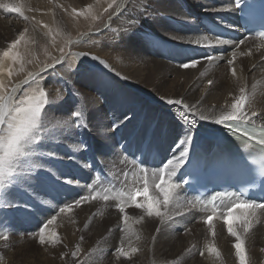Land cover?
<instances>
[{"label": "bare ground", "instance_id": "bare-ground-1", "mask_svg": "<svg viewBox=\"0 0 264 264\" xmlns=\"http://www.w3.org/2000/svg\"><path fill=\"white\" fill-rule=\"evenodd\" d=\"M0 1L7 4L10 3L11 5L20 6L21 12L23 13L22 17H27V19H25L28 25L27 28H31V30H33V34L41 33L40 25H38V22L41 19L47 22L51 20V18H53V24H51L54 28H56V24L60 23V17L63 16L64 11L68 12V8L66 9V7H63L62 4H60V0H53V6L50 10L45 9V5L43 7L42 5L40 7V5L38 4L32 6L31 3L34 2L33 0ZM38 1L40 3L45 2L44 0ZM81 1L78 0L79 5H81ZM117 2L120 3V6L117 10L119 13H115L116 15L111 19L110 24L114 23L115 20L121 21L114 30L118 39V41L115 42L118 43L119 47H115L116 44L113 43L114 41L112 42L114 44L112 47H108L105 43L95 48V51L98 54L95 55L104 62V66L107 67L106 69L111 70L115 74L119 73L120 78H122L128 85H130L131 88H135L142 92V95L135 92L134 89L132 90L131 88H127L123 83L114 80L107 74H104L103 72H96L94 69H91V71L98 73L99 79L102 77L103 82L107 85L104 86L105 95H103V98L107 97L116 105L115 107L106 106L105 108H94L92 104H84L83 108L78 107V111L81 112H84L85 110L87 112H91L94 108V113H90L92 115H89L88 119L84 120V122L86 123H88L89 120L91 124H94V127L96 129H93V135L95 137L90 136L89 141L87 140L88 143L86 150L88 153L92 151L98 153L99 155L96 156L95 153H89V160L88 162H85V156H83L82 153V159H80L77 151L74 152V150L70 156L68 151L65 152L64 150H62V152L67 157L72 159V164L70 166L76 167V174H72L70 172V175L72 177H74L75 175L84 177L85 168L86 170H88V168H92L104 174L103 170L110 165L119 162L120 164L128 163L129 160L120 154V148H118L119 146L125 148V150L128 151H130L132 148L138 147V152H140L141 149L145 146H149L150 148V146L153 144L155 149L160 150L163 157L162 161L167 158L168 160L171 159L179 163L181 152L183 151L184 147L187 146L190 152L191 149L196 145L206 147L215 144L217 142L218 131L220 130L221 126L215 124L214 120L220 117L222 114L232 111L231 105L236 101V97L234 99L230 96H219L217 94L218 92L216 94H213V91L217 89L219 81L222 78L221 67L218 66L217 63L222 58H226L227 56L228 59L230 58L229 60L233 61L231 65L227 63V70L232 74L230 76L232 82L238 83L242 81L244 86L245 83L248 84L247 86H245L248 89H257V92L255 93L256 99L252 98L251 100H249L246 98V100H249L251 103L244 105V111L249 116V122L257 125H264V43L255 38H245L243 40H240V45L237 49H232V46L234 45L232 43L233 40L221 39L228 41V43L216 44L215 41L219 38L213 35H208L204 28V25L202 24V20L204 18H209L215 22H218L220 25L233 26L234 21H230L229 16L232 14V19L237 15V10L235 9V0H212L211 3L205 4L206 7L204 6L203 8L193 12L192 17L194 19L191 18V20L196 25L197 29L194 25L193 27L195 29L192 28L191 23L187 21L188 18H186V16H191L186 13V11H188V8L184 9L183 2L181 0H118ZM199 2V0H196L195 5ZM109 4L112 5V2H109ZM15 16H18V13L12 12L11 18H9V20L2 21V24H5L6 26L5 29H7V32L14 30L13 24L15 21L13 20ZM150 16L152 17L154 22H149ZM195 18H197V20H195ZM161 20L165 21L164 23L166 25L161 23ZM183 23L191 27L192 33H189L186 30H181L180 27ZM44 28L46 29L45 26ZM33 34L31 36H34ZM132 34H136V36H130ZM113 35L114 34H112L111 36ZM25 46L29 48V43L25 44ZM215 46H219V52L213 54V59L210 62L203 57L206 55V50L202 48H208L207 51L210 52ZM260 54H263L261 58H259ZM193 60L198 62L195 67L183 68L180 66L184 63L191 64ZM208 66V70L213 69V72L210 75L208 74L207 76H203V73H206ZM254 67H256L255 70L262 68L260 71L258 70L259 72L257 76H254L253 74ZM232 69L235 70V75H233ZM57 77L58 76L54 77L56 78V80L54 79L55 81L58 80ZM70 77L71 75L69 74V78ZM210 80L212 81L211 85H209L208 83V81ZM222 81L224 82V80ZM103 82L101 80L102 85ZM112 84H115V86H112ZM17 87V84H14L12 88L9 87L10 91H8L5 96H8L10 93L14 95V93H12V89L15 88L16 90ZM110 87H114L112 91H110ZM210 94H212V98ZM97 95H99V97L102 96L101 94ZM161 96L165 97L166 99H181L183 103L180 106H170L167 105L164 100L160 99ZM206 97L210 98V102L207 104L204 102ZM150 99H153L154 102ZM160 103L163 105V107H161L162 105H159ZM185 105H187L188 108H185ZM166 109L178 112V119L180 118L183 121L187 120L188 125H184L185 123H172L171 117L173 115L168 119L167 122H162L159 119V122L156 124L158 114L157 112L160 110V112H162L161 116H164L168 114L165 111L170 112ZM135 112H138L140 116H142L140 118V122L142 120V125L138 128L139 131L137 135H135L134 137H132L131 135V137L128 136L129 138H127V131L133 124L132 115L135 114ZM253 112L257 114L255 117L252 116ZM101 113H105L107 120H105L104 118L98 120V118L101 117ZM200 114L210 117V119L200 120ZM120 115L131 116V119H128L126 123L123 124L122 122L118 121L121 117ZM108 117H111L110 120L108 119ZM71 120L73 122H78L77 119L72 118ZM193 121L195 122L194 124L192 123ZM84 125L82 123H80V126L78 125L79 128H76L74 130L75 135H78L84 131ZM113 125H118V129L120 130H113V137H115L114 135L116 133H120L121 138L123 139V142L120 143L119 146H116L117 140L110 137L111 134L107 133V130H104L103 128L105 126L113 128ZM155 125H157V127L160 126V132L162 133L158 134L156 132V136L158 135L160 137L157 136L156 140H153L149 135H151L152 127ZM148 126L149 128H151V133H149V130H147L149 129L147 128ZM188 126L192 127L191 132L189 133H187ZM101 130H103L104 136L101 135ZM110 131H112V129H110ZM167 131L170 132L169 135ZM186 133L188 135H191L192 142L190 144H188L187 142L185 144H180V140L185 137ZM105 136L107 137V139L104 138ZM74 137L75 136L71 135L66 139L68 140L70 138L72 140L74 139ZM89 143L91 144V148L88 147ZM172 144H175L176 146L175 150L174 148H171V151L174 150V152L170 153V151H168V148H170ZM84 145L85 144H83V147ZM41 150V153L39 152L40 160L36 165V169L39 174L54 170V162L57 161L60 156H62L61 150H58L56 147H54L52 145V141H50L48 149L50 153L48 160H44L43 158L46 152L44 148ZM178 150L179 152H177ZM57 155H59V157H57ZM75 162L77 163V166ZM120 164L116 168L117 170L118 168H121L120 170H118V173L115 174L114 172H111V175L109 174V176H112L116 179V186L119 185V187L122 186L123 188H114L113 190L106 189V186L103 185L104 181L96 178L93 171H91L88 172L86 178H82L84 186L78 187V185H72L71 188H66L69 190L64 191V193L66 194L65 199H71L72 201L74 200V197L80 195L81 196L79 197V199L82 197L90 198V194L93 193L94 190H98L103 194L106 193L104 194L108 196L106 203L110 207H114L115 204L128 202V197H132V194L135 193L137 189H139V193L136 196L135 203H139L142 201L145 202L148 197H154L158 201L152 215L149 216L148 210L147 208H145V212L140 213V216L137 217L139 218V221L136 223L135 220L131 218L129 219L126 216H121V219L118 218L115 221V225L112 226L113 228L111 231L109 230L107 231V233L98 236L96 235L97 241L94 244H89L86 242H84L86 243L84 244V240H82L81 238L71 243V245L65 244L66 242L64 243L58 240V237L55 235V233H53L51 228L49 229L48 224L47 229H49V231L51 230L52 232L45 231L43 233L45 237L44 244H50L52 245V247H55L56 242L60 241L59 248L61 250L59 253H64L66 257L63 264H164L162 263L161 256H163L166 251L170 249V244L172 243L171 238L175 236L176 229L184 225L190 228V222H192L196 218V216L201 215L203 212L212 211L217 206H220L221 210H224L228 207H231L232 205V203L230 202L216 204L211 208H202V206L194 202V200L189 195H185L183 193V189L180 187L178 182L179 178L177 172L180 168L179 167L176 169V174L173 176V180L167 181V183L165 184V187H168V184H172L175 186L174 188H169L171 199L168 206L165 207L162 203L163 194L160 192L159 188H153L149 186V184H154L157 187V184L160 182V180L157 179L155 182L152 181L155 180L154 178H159V170L155 171L149 168L146 169V171L143 173V171L139 172L136 168H134L136 176L132 178L129 176V174H126L124 172L122 167H119ZM160 164H155L154 166H159ZM45 167L46 171L43 170V168ZM57 173L61 176L60 172L57 171ZM112 173H114V175H112ZM153 173H155V176L153 175ZM145 174L147 175L148 179L147 185H145L144 183ZM137 175H140V178H138ZM144 187L148 188V192L146 194L143 191ZM91 197L95 196H92L91 194ZM98 197L100 196L98 195ZM7 199L8 201L10 200L12 202L23 204L22 201H19L16 197H12L10 194L7 196ZM20 199L24 200L22 197H20ZM12 205H14L13 208H15L16 203H12ZM261 210L264 209H259L258 211L260 212ZM157 211H159V215L156 214ZM259 212L257 213L258 215H260ZM34 213L37 214L38 211H35ZM103 213L107 214L104 205L99 206L98 208L96 207L93 211L84 214V230L92 231L94 233L93 235L98 232H103L101 225H99L97 222L99 220L107 221V218ZM96 214L97 216H95ZM125 217L128 222L122 221V219H125ZM256 218H258V216ZM37 220L34 221V224ZM182 221L183 224L180 225L179 222ZM252 221H254V219ZM154 223L158 225L157 228L161 223L163 226L162 229H165L166 231H168V233L165 232L166 234H162L155 244L150 245V239H148L142 232V228L145 229L149 234H151V225ZM259 225L260 224H258V226ZM67 227L68 226H66V228ZM121 228L123 230L126 228H130V230L124 234L122 233L123 235L120 232V235H118L117 230ZM223 228L220 230L222 231ZM104 229L108 230L107 228ZM263 229L264 227H262V230ZM77 231L79 232V230ZM252 231L253 230L251 229V232ZM3 232L1 231L0 234L3 235ZM254 233L255 232L253 231V234ZM209 234L205 235L206 238H212L210 237L212 235ZM256 235L254 237H246L247 242L245 243H247V246H251L255 242H258L259 245H264V238H257ZM87 237L88 240L90 237ZM214 238L215 237L213 236V243L215 240ZM227 239L233 240L231 237ZM205 241H207V239ZM235 243L236 240H233V243L226 244V248L223 253L217 250L220 254L218 257L214 252L209 251L208 254L209 256H211V260L209 259L210 261L199 260V263L193 264H239L235 255V249L233 247ZM21 248L22 247L19 244L13 242L9 243V245L6 247V250L8 251V255L11 253L13 256H15V254L18 255L21 253ZM133 249H135V251H133ZM233 249L234 251L232 252ZM207 250L205 251L207 252ZM263 252L264 251L261 249L259 250V252H256V254L254 253L255 256L253 257L251 264H264ZM74 253L75 255H73ZM123 253H127V255H124ZM189 262L186 264H190Z\"/></svg>", "mask_w": 264, "mask_h": 264}, {"label": "rangeland", "instance_id": "rangeland-1", "mask_svg": "<svg viewBox=\"0 0 264 264\" xmlns=\"http://www.w3.org/2000/svg\"><path fill=\"white\" fill-rule=\"evenodd\" d=\"M33 1L34 2L31 3L32 6L38 4L40 5V7L41 5L43 7L45 5L44 8L49 10L53 6V0H44L45 2L42 3H40L38 0H33ZM75 1L77 2V4ZM117 1L118 0H82L81 5H79L78 0H73V1L60 0V4H62L63 7H66V9L68 8V12L64 11L63 16L60 17L61 19L60 23L56 24V28H54L52 25L53 18H51V20L47 22L41 19L38 22V25H40L41 28V33L39 34L38 33L33 34L32 33L33 30H31V28H27L28 25L27 22L25 21V18L22 17L23 16L22 12H21L22 14H18V16L14 17L13 20L15 21L13 24L14 30L7 32V29H5L6 26L5 24H2V21L9 20V18H11L12 12L9 13L3 7H0V52H1L0 53V95L5 96L8 93V91H10V88H12L14 84H17L18 87L15 90L14 95H12L13 104L19 103L22 99H25L26 97H32L34 95L38 96L41 90L45 92L46 100H47V105L45 108L42 109L41 112V125H42L40 132L41 138L39 141H36L32 145V148L30 150L31 152L30 155L28 157L21 158V162L15 170V175L35 176L39 174L36 169V165L40 160L39 152L42 151L41 149L44 148L46 152L43 158L44 160H48L50 155L48 149H49L50 141H52V145L56 147L58 150H61L62 153V156L60 157L59 155H57V157L59 158L57 161L54 162V169L61 173V177H64V179L70 181V183H68V185H66V187H64L59 192V194H55L54 196L45 195L34 183L28 180H18L15 183V186H13L11 183V180L13 178H6L5 181L2 184H0V232L4 231L3 235L0 234V264H59V263L63 264L66 257L64 253H59L61 250L59 248L60 241L64 243L66 242L65 244L71 245V243L81 238L82 240H84L83 243L86 242L89 244H94L97 241V236L107 233V231L109 230L111 231L113 228L112 226L115 225V221L118 218L121 219V216H126L129 219L131 218L135 220L136 223L139 221L138 220L139 218H137L138 216H140L139 214L145 212L146 207L143 206L145 202L143 201L139 202V204L141 205V207L139 208L134 206L137 195H135L134 200L132 197H128V202L118 203L119 206L118 204H115L114 207H110L106 203L107 201L103 199V197L105 196L104 194L106 193L103 194L98 190L97 191L92 190L93 193L91 194L92 196H95V198L91 197V194H90V198L87 199L88 201L82 200L80 198L81 204L79 206L75 205V201L79 199L81 195L74 197V200L71 201V199H65L66 194L64 193V191L69 190L66 188H71L72 185L75 186L78 185V187L84 186V182L82 178H86L88 172L91 171H93L94 176L96 178L104 181L103 185L106 186V189L113 190L114 188L115 189L123 188L122 186L119 187V185L116 186L117 183L116 179L113 178L112 176H109L111 172H114L115 174L118 173V170H120L121 168H118V170L116 168L120 164V162L110 165L109 167L103 170L104 173L108 175L109 177L108 180H104L100 176L95 175L97 170H94L92 168L91 169L88 168L89 171L86 170L85 168L84 177L83 176L80 177L79 175H75L74 177H72L70 175V172L72 174L73 173L76 174L77 173L76 167L70 166L72 164V159L67 157L62 152V150H64L65 152L68 151L69 155L71 156V153L75 150L74 152L76 151L78 152L80 159H82V155H81L82 153L83 156H85L84 161L88 162L89 153H95V152L90 151L88 153L85 147H83V144L87 145L90 136L95 137L93 135L94 133L93 129H95V127L94 124H91L89 120L88 123L84 122V120L88 119L89 115H92L90 113L92 112L94 113V108L96 107H102V108H105L106 106L115 107L116 105L115 103L111 102L107 97L103 98V95H105L104 86L107 85L103 82L102 77L99 79V75L96 72H103L104 74H107L108 76L112 77L114 80L120 81L127 88H131L130 85H128L122 78L117 76L111 70L106 69L107 67L104 66L105 65L104 62L102 61L103 62L102 65L101 59L95 55L97 54L95 48L105 43L108 47H112L114 44H116L115 47H119L118 43H116L118 39L114 30L121 21L115 20L114 23L110 24L111 19L116 14L119 13L117 10L120 6V3ZM181 1L183 2L184 9L188 8V11L186 10L185 11L191 17L186 16V18H188L187 21L191 23L192 28H194L193 25L196 27V25L191 20V18L194 19L192 17L193 12L203 8L204 6L206 7L205 4L212 2V0H199L200 2L195 5L196 0L193 1L181 0ZM109 2H112V5H110ZM4 4L7 3L0 1V5H4ZM15 19L17 20V22ZM195 20H197V18H195ZM149 22H154L151 16L149 17ZM160 22L165 24L164 23L165 21L161 20ZM44 26L46 27V29L44 28ZM180 28L181 30H186L187 32L192 33L191 27L185 23L181 24ZM32 34L34 36H31ZM112 34L114 35L111 36ZM130 36H136V34H132ZM17 41L18 43H14ZM28 43H29V48L25 46V44ZM232 43L234 44L232 46V49H237L240 45V40H233ZM218 48L219 46H215L210 52H208L207 51L208 48L203 47L202 49L206 50V55L203 57L206 58V60H208L207 57L209 55L213 56L214 53L219 52ZM4 52H8L9 55L4 56L3 55ZM85 53H87L88 55H83ZM93 56L96 57L97 59L93 60L92 59ZM262 56L263 54H260L259 58H261ZM229 59L227 56L226 58H222L217 63V65L221 67L222 78L219 81L218 84L219 87L217 86L216 89L217 91L216 90L213 91L214 92L213 94H216L218 92L217 94L219 96L222 95L230 96L234 99L236 97L237 99L241 95L240 89L243 88L244 89L243 95L247 99L249 100H251L252 98L256 99L255 93L257 92V89H251V90L248 89L247 87H245L248 84L245 83L244 86L242 81L238 83L232 82V80L230 79V76L232 74L227 70V63ZM208 61L211 62L212 60H208ZM209 66L207 67L206 73H203V76L212 74L213 69L208 70ZM256 67L253 68L254 76H257L258 72L262 69L261 68L255 70ZM91 69H94L96 72L91 71ZM69 74L71 75L70 78H69ZM55 76H58L57 81H55L56 80V78H54ZM101 80L103 82V85L101 83ZM222 80H224V82ZM112 86H115V84H112ZM113 88L114 87H110V91H112ZM131 89L132 90L134 89L135 92L142 95V92H140L139 90L135 88H131ZM97 94H101L102 96L99 97V95ZM210 96L212 98V94H210ZM150 100L154 102L153 99ZM249 100H246L245 105L251 103ZM204 102L206 104L209 103L210 98L206 97ZM84 104H92L94 106L93 111L87 112L85 110L84 112H82L81 117L79 118L72 117L71 112L73 110H76V108L78 111V107L83 108ZM159 105L161 106L162 104L160 103ZM161 107H163V105ZM169 111L170 112L165 111L168 114L161 116L162 112H160L159 110L157 112L158 114H157L156 124L159 122V119L162 122H167L172 115H173L171 117L172 123H177V124L185 123V121L181 120L180 118L178 119V112H175L173 110H169ZM126 116L128 115H122L118 121L122 122L123 124L126 123V121L128 120L125 119ZM105 117H106L105 113H101V117L98 118V120H101L102 118L107 120V117L106 118ZM132 117H133L132 120L133 124L130 126V128L127 131V135H126L127 138L131 137V135L132 137L137 135L139 131L138 128L142 125V120L140 122V118L142 116H140L138 112H135V114H133ZM72 118L77 119L78 122H73L71 120ZM110 118L111 117H108L109 120ZM80 123H82L83 125L85 124L83 126L85 133L83 131L82 133L75 135L74 130L76 128H79ZM108 126L103 127L104 130L106 129L107 133L111 134L110 137L117 140L116 146H119V144L123 142V139L121 138V134L116 133L114 135L115 137H113V128ZM147 128H149V126ZM110 129H112V131H110ZM160 129H161L160 126L157 127V125L152 127V133H151V128L147 129L149 130V133H151V135H149L150 138L156 140L158 136V135L156 136V132L158 134L162 133L160 132ZM114 131H120V130L116 128V130ZM167 133L169 135L170 132L167 131ZM71 135L75 136L74 139L71 140L69 138L67 140L66 138ZM175 146H176L175 144H172L171 147L168 148V151H170V153H173L175 150ZM88 147L91 148L90 143L88 144ZM118 148L121 149L120 146ZM171 148H174V150L171 151ZM177 152H179V150ZM120 154L122 155V152H120ZM95 155L97 156L99 154L95 153ZM167 162L168 159L166 158L164 159V161H162L161 165H159L156 168H151V170L157 171L159 170L160 167H164L165 164H167ZM75 164L77 166L76 162ZM119 167H122L124 172L126 174H129L130 177L133 178L134 176H136L134 169L135 167L130 161H128V163L120 164ZM43 170L46 171V167L43 168ZM114 173H112V175H114ZM137 176L138 178H140V175ZM154 179L155 180H153L152 182H155L157 179L160 180V176L159 178H154ZM165 179L167 178L165 177ZM171 180H173V177L171 178ZM149 186L153 188L154 187L158 188L154 184H149ZM9 194L12 197H16L19 201H22L23 204L28 205V207L23 210V214H21V212L18 211L16 208H13L14 205H12L11 207L8 206L10 200L8 201L7 196ZM98 195L101 198L98 197ZM19 196L22 197L24 200L20 199ZM68 205H71V208L62 213L60 209L66 208V206ZM102 205H104L105 210L107 211V214L103 213L104 216L107 218V221L105 220L97 221L98 224L101 225L103 232H98L95 235H93L94 233L92 231L84 230L83 215L93 211L96 207L98 208L99 206ZM120 206H123L125 209L123 213H121L119 210ZM225 210L226 209L221 210V207L217 206L212 211H206L203 212L201 215L196 216V218L192 222H190L191 223L190 228L184 225L176 229L175 236L171 238L172 243L170 244V249H168L166 253L163 256H161L162 263L186 264L190 261L189 263L193 264V263H199L200 261H210L211 256H209L208 252L209 249L213 247L215 249L217 248L216 250H219L221 251V253H223L225 251L226 244H231L233 243V240H235L233 236L228 234L226 226L223 222V217L225 216ZM258 210L256 212L258 218H256L257 216L255 215V217L253 218L255 222L252 221L253 219L251 220V227L247 233H244L243 227L238 225V231L239 232L241 231L240 233L243 234L241 235V238H243L242 239L243 241L245 239L244 249L247 252L245 253L246 256H248V260L250 264L256 252H259V250L261 249L264 251V245L261 244L259 245L258 242L253 243V245L251 246H247V243H245L247 242L246 237L249 236L254 237L256 234H258L256 235L257 238L258 237L264 238V233H263L264 229L262 230V227H264V210H261L260 212ZM35 211H38V213L35 214L34 213ZM240 211H241L240 209H236L237 214H240ZM258 212L260 215L257 214ZM95 216H97V214ZM209 216H212L213 219L210 222V224H206L204 221ZM228 219L230 222L233 221L232 220L233 217L231 216H229ZM35 220H37L35 223L36 225L34 224ZM49 221H52V223L49 224ZM122 221L128 222L127 219H122ZM48 224H49V229L51 228L53 233H55V235L58 237V240H60L59 242H56L55 247H52V245L50 244L48 245L41 244L39 242V237L41 235L40 230L42 228L45 229V231L47 232H52L51 230L49 231V229H47ZM179 224L180 225L183 224V221L179 222ZM258 224L260 225L258 226ZM66 226L68 227L66 228ZM157 226L158 225L155 223L151 225L152 228L151 234H149L145 229L142 228V232L146 235L148 239H150L149 240L150 245L155 244L156 241H158V238H160L162 234L165 235L166 233H168V231L162 229L163 226L161 223L159 224L158 228ZM104 228H107L108 230H105ZM222 228L223 230L221 231L220 229ZM251 229L256 234L255 233L253 234V231L251 232ZM77 230H79V232ZM129 230L130 228H126L124 230L121 228L117 230V234L120 235V232L121 234L122 233L124 234ZM70 232L72 235L70 234ZM206 234L212 235L210 236L212 238H206L205 236ZM87 236L90 237L88 240H87L88 238ZM213 236L215 237L214 243H213ZM229 237H231L233 240L227 239ZM91 238L92 241L94 242L91 241ZM206 239L207 241H205ZM13 242H16L22 247L20 250L21 253L18 255L15 254V256H13L11 253L8 255V251L6 250V247L9 245V243H13ZM205 250H207V252ZM233 251L234 249L232 250V252ZM263 257H264V252H263Z\"/></svg>", "mask_w": 264, "mask_h": 264}, {"label": "snow or ice", "instance_id": "snow-or-ice-1", "mask_svg": "<svg viewBox=\"0 0 264 264\" xmlns=\"http://www.w3.org/2000/svg\"><path fill=\"white\" fill-rule=\"evenodd\" d=\"M237 7L239 6L240 0H235ZM7 12H14L18 14L21 13V8L18 5L4 4L0 5ZM27 19V17H25ZM133 23V22H130ZM22 35V34H21ZM14 43H18L14 42ZM216 44H225L228 43L226 40L217 39L215 41ZM62 51V50H61ZM4 56H8V52L3 53ZM83 55H88L87 53ZM235 56V54H234ZM93 60H96V57H92ZM208 60H212L213 57L209 55L207 57ZM101 63H103L101 61ZM198 62L193 60L191 64H181L180 66L183 68L195 67ZM229 65L233 63L232 60L228 61ZM233 75H235V70L232 69ZM119 76V73H116ZM209 85L212 84V81H208ZM15 92V88L12 89V93ZM241 95L236 99V101L231 105L232 111L222 114L220 117L214 120L215 124L221 125L223 124L227 131L233 135H239L241 138L248 137L252 139V134L249 131V116L244 111V105L246 102V97L243 95L244 89H240ZM161 100H164L167 105H182L181 99H166L161 96ZM47 105L46 94L43 90H41L38 96L26 97L22 99L19 103H12V94L10 93L8 96L0 95V184H2L6 178H13L11 183L15 186V183L18 180H28L34 183L45 195L54 196L55 194H59V192L68 184L70 181L64 179L58 175L57 171L51 170L44 173L37 174L35 176H16L15 170L17 166L21 162V158L28 157L30 155V150L32 145L40 140V132H41V112L42 109ZM185 108H188L185 105ZM72 117H81L82 112L73 110L71 112ZM257 114L255 112L252 113V116L255 117ZM125 119H131L130 116H126ZM200 120H209L210 117L204 116L202 114L199 115ZM195 123L194 121L192 122ZM185 124L188 125V121L185 120ZM118 125H113V130H116ZM191 126H188L187 133L191 132ZM185 134V137L180 140V144H185L186 142L190 144L192 142L191 135ZM101 135L104 136L103 130H101ZM107 139V137H104ZM256 144L264 147V129L259 132V137L256 139ZM85 149H87V145H84ZM143 148L141 151L143 152ZM189 153V148L184 147L181 152V158L179 163L174 160H168L167 164L161 169H159L160 173V182L157 184L160 192L163 194V205L165 207L170 203L171 195L169 192V188H174L175 186L172 184H168V187H165L167 181H170L171 178L176 174V169L181 167L186 163L187 157ZM155 176V173H153ZM165 177L167 179H165ZM144 183L147 185L148 179L147 175L144 177ZM144 193L148 192V188L144 187ZM139 193V189L135 193L132 194L133 200L135 199V195ZM123 195V194H121ZM95 198V197H93ZM82 200H87L88 197H82ZM81 199L75 201V205L79 206L81 204ZM103 199L107 200L108 196H104ZM215 199V197L213 198ZM12 203H16V209L23 214V210L28 207L26 204H19L18 202L10 201L8 206L11 207ZM158 201L154 197H148L145 200L144 207L148 210V215L151 216L153 210L155 209ZM135 207L139 208L141 205L139 203L134 204ZM71 205L66 206V208H61L60 211L63 213L66 210L70 209ZM236 209H240V214L236 213ZM258 209H264V203H257L254 200H240L238 199L236 203L232 204L231 207L226 208L225 216L223 217V222L226 226L228 234L233 236L236 240V243L233 245L235 249V255L239 262V264H250L244 249V241L241 238V233L238 231V225L243 227V232L247 233L251 227V220L255 217ZM120 212H124V207L120 206ZM159 215V211L156 213ZM233 217V221L230 222L228 217ZM126 219V217H125ZM213 217L209 216L205 219L206 224H210ZM52 221H49L51 224ZM41 235L39 237V242L41 244L45 243V237L43 235L45 229H41ZM135 251V249H133ZM210 252H214L218 257L220 254L215 248H210ZM127 255V253H123ZM75 255V253L73 254Z\"/></svg>", "mask_w": 264, "mask_h": 264}]
</instances>
